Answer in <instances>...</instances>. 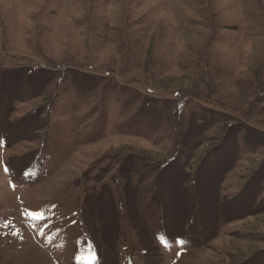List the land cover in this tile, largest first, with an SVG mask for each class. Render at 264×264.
<instances>
[{
    "label": "rangeland",
    "instance_id": "374dc122",
    "mask_svg": "<svg viewBox=\"0 0 264 264\" xmlns=\"http://www.w3.org/2000/svg\"><path fill=\"white\" fill-rule=\"evenodd\" d=\"M0 264H264V0H0Z\"/></svg>",
    "mask_w": 264,
    "mask_h": 264
},
{
    "label": "bare ground",
    "instance_id": "6f19581e",
    "mask_svg": "<svg viewBox=\"0 0 264 264\" xmlns=\"http://www.w3.org/2000/svg\"><path fill=\"white\" fill-rule=\"evenodd\" d=\"M39 190V189H38ZM40 191V190H39Z\"/></svg>",
    "mask_w": 264,
    "mask_h": 264
}]
</instances>
